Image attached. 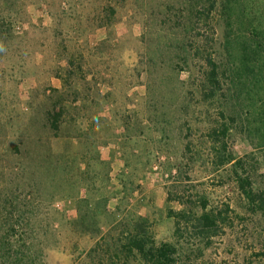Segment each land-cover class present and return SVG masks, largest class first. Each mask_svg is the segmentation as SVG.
Listing matches in <instances>:
<instances>
[{
  "label": "rangeland",
  "instance_id": "obj_1",
  "mask_svg": "<svg viewBox=\"0 0 264 264\" xmlns=\"http://www.w3.org/2000/svg\"><path fill=\"white\" fill-rule=\"evenodd\" d=\"M263 201L264 0H0V264H264Z\"/></svg>",
  "mask_w": 264,
  "mask_h": 264
},
{
  "label": "trees",
  "instance_id": "obj_2",
  "mask_svg": "<svg viewBox=\"0 0 264 264\" xmlns=\"http://www.w3.org/2000/svg\"><path fill=\"white\" fill-rule=\"evenodd\" d=\"M209 64L213 65V63H211L210 61H209ZM214 75H215V71H214V66H213L211 76L213 77ZM240 187L242 191L244 192V194L250 197L251 193L244 191L245 189L243 185H240ZM209 215L210 214L206 212V205H203L202 214L197 218V221L199 222V224L202 223L203 225H212V220ZM132 244L133 246L136 247V250L144 258L149 256V261L152 264H163V262H165L167 259V253H168L169 248L166 246H161L156 251H152V249L150 248L147 252H145L144 250H145L146 243H144V237L137 239L135 242H132Z\"/></svg>",
  "mask_w": 264,
  "mask_h": 264
}]
</instances>
